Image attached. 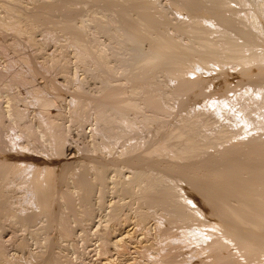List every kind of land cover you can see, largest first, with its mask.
Wrapping results in <instances>:
<instances>
[{"label":"bare ground","instance_id":"1","mask_svg":"<svg viewBox=\"0 0 264 264\" xmlns=\"http://www.w3.org/2000/svg\"><path fill=\"white\" fill-rule=\"evenodd\" d=\"M245 1L168 0L166 5L176 19L171 25L163 15L167 7L164 12H153L156 0H1L0 31L13 35L7 47L19 53L8 60L13 71L7 78L14 84L31 85L26 103L37 110L30 117L28 107L26 111L11 110L10 105L4 112L0 109V227L35 226L46 235L53 231V236H45L43 243L36 236L38 239H32L35 249L21 240V254L10 258L0 242V264H72L65 261L60 241L71 237L73 224L82 231L88 228L94 219L92 198L95 201L97 192L95 202L105 204L101 192L108 184L106 175L110 171L120 174V165L130 176L125 179L121 173L122 178L113 182V193L124 198L138 194L137 200L131 198L145 206L139 209L140 203L135 212L130 210L133 214L125 215L123 197V203L116 200V205L107 206L110 224L104 223L106 228L95 232L99 241L95 250L103 260L110 259L112 250L120 254L128 249L126 238L116 233L120 225L124 228L130 213L140 229L149 220L157 223L158 241L156 235L155 243L144 241L138 249L152 264H264V11L251 6L245 9ZM82 3L98 4L103 16L108 12L114 22L106 21L105 16L97 23L100 19L96 22L94 15L97 19L92 28L83 19L84 25H79L82 20L76 18L80 17L76 10ZM254 3L257 8L261 5ZM56 11H63L64 19L56 21ZM94 27L98 34L117 37L106 36L110 41L123 39L119 44L112 42L115 45L132 48L130 61L118 59L124 65L118 64L124 72L121 79L114 77L110 65L120 54L108 55L110 60L103 53L99 35H88ZM37 31L43 34L41 40L34 37ZM58 41L72 48L78 64L96 70V78L101 79L96 94L85 93L81 83L64 87L56 81V74L67 70L69 51H55L49 61L37 60L47 43ZM144 42L146 50L141 48ZM23 47L36 49L22 54ZM59 63L62 66L53 72ZM17 64L20 67L15 69ZM155 74L165 78L167 88L166 81L158 83ZM37 75L43 78L42 85H34ZM156 84L164 90L156 89ZM67 94L70 99L66 102ZM65 106L79 124L88 109L100 124L96 132L91 129L100 139L68 160L63 158L72 150L67 146L69 130L59 123ZM172 112H176L174 123L165 127L162 121ZM5 116L16 127L24 123L19 130L11 127L17 134L22 128L21 136L7 126L9 122L4 125ZM158 134L160 139L153 143ZM43 137L52 147L53 157L46 147L42 151L53 159H44L43 152L39 153ZM24 138L39 155L33 148V154L27 151L28 145L23 147ZM172 138H182V144L176 139L179 144L170 145ZM234 147L239 149L234 154L223 151Z\"/></svg>","mask_w":264,"mask_h":264},{"label":"rangeland","instance_id":"2","mask_svg":"<svg viewBox=\"0 0 264 264\" xmlns=\"http://www.w3.org/2000/svg\"><path fill=\"white\" fill-rule=\"evenodd\" d=\"M38 1H46V0H38ZM47 1H50V0H47ZM159 1V2H158ZM168 0H156V2L157 3H155L154 5H156V6H153L152 8L154 9V8H156V9H154L153 10V12H159L158 11V9H164L165 10V8L167 7L168 8V4L166 5V3H168L167 2ZM247 1H249V3H252V4H250V5H248V3H246ZM0 2H1V0H0ZM254 2H258V3H261V5H260V7H259V4H257L258 5V8H257V6H256V4L254 3ZM209 4H210V2H208ZM245 4V6H246V8H245V6H242L243 8H245V9H247V10H249V8L250 7H248V6H251V8L250 9H253V7L254 8H256V9H260V11L262 10V11H264V0H246L245 2H244ZM85 4H87V3H85ZM91 4H93V3H88V5H84L83 3L81 4V5H83V6H81L80 5V7H79V9L77 8V10H76V16H80V17H76L77 19H78V21H80V20H84V22H83V20L82 21H80L78 24L80 25L82 22L85 24H89L88 26H91V28L93 27V24L94 23H96L100 18L101 19H104L105 18V16H106V18H112V16H110V14L107 12V13H105V14H108V16L107 15H104L103 16V14L101 13L102 11L101 10H103V9H99V7L97 6L98 4H93V5H91ZM253 4H255V6H252ZM91 6H93V7H95V10H94V8H91ZM96 6H97V8H96ZM88 8V9H87ZM166 8V12H164L163 10V15L165 16V17H167L169 20H170V23H171V25L172 24H175V23H172L174 20H176V19H173V17L175 16L174 14H173V11L171 10V8L169 7L168 9ZM2 9V7L0 6V10ZM87 9V10H86ZM91 9H93V11H91L90 12V10ZM96 9H98L97 10V12H96ZM60 10V9H59ZM59 10H57V11H59ZM156 10V11H155ZM54 12L53 13V15H55V16H53L54 18H55V20L57 21V20H59L60 21V19H61V17H62V19H64V13L62 14V12L63 11H61L60 12V14H58L59 12ZM104 11V10H103ZM162 11H160V12H162ZM93 12H96L95 14H93ZM169 13V14H168ZM263 14H264V12H262ZM92 14V15H91ZM157 14V13H156ZM159 14V13H158ZM157 14V15H158ZM173 14V15H172ZM90 15V16H89ZM96 16L97 18H94L93 16ZM100 15V16H99ZM4 16V11H3V9L0 11V17H3ZM99 16V17H98ZM264 16V15H263ZM158 17V16H157ZM160 17V16H159ZM158 17V18H159ZM109 18L108 19H105L106 21H108V22H114V20H115V17L110 21L109 20ZM175 18V17H174ZM61 19V20H62ZM80 19V20H79ZM91 19H93V20H91ZM95 19H97L96 20V22H94L95 21ZM100 19V20H101ZM98 21L97 23H101L103 20H101V21ZM104 20V22H106ZM94 22V23H93ZM90 23H91V25H90ZM84 24H81V25H84ZM264 24V23H263ZM87 26V27H88ZM94 26H98V24L97 25H94ZM85 28H86V25H85ZM91 28H90V30H91ZM96 28L97 27H94V29H95V31L93 30V31H91V32H97L96 31ZM257 27H255V28H253V29H256ZM87 29V28H86ZM258 29H259V27L257 28V31H258ZM88 30H89V27H88ZM87 30V31H88ZM91 32L89 31L88 32V35H89V33H90V35L94 38V37H97L98 35V38H97V40L100 42H97L95 39V41H96V43H99L98 44V46H101L100 48H102L103 50V53L105 52L106 54H107V57L110 59V60H112L109 56H113V54H114V56H117L116 55V53L117 54H120L119 56H117V58H116V61H119V63H116V61H115V59L113 60V61H115V63H113V64H111L110 63V65H113V73H114V77L115 78H117V79H121L122 78V73H124V72H122V70L123 69H121V66L120 65H123L122 63L120 64V61H122L123 62V60L122 59H124L125 61H126V58L128 59V57H129V54L131 53V51H132V48L130 49L131 51H129V49H126V48H128L126 45H124L123 43V45H124V48L122 49V46H118V45H115L114 43H115V41H116V39L115 40H113L112 39V41H110L111 40V38H113L112 36L114 35H111L110 34V36H111V38L109 39L108 37H106V36H109L108 34L107 35H103L100 31V33L98 34V33H92V34H94V35H92L91 34ZM5 33H6V35H5ZM42 32L41 31H37V32H35V34H34V37L37 39V40H41L42 38H43V34H41ZM111 33H114L113 31L111 32ZM41 34V35H40ZM13 35L10 33V32H1L0 31V44H1V42H3L4 44H1V45H3L5 48H3V47H1L0 46V76H2L3 74L5 75V77H3L2 76V78L0 77V109L1 110H3V112L4 111H6V110H8L7 109V107H9V105H10V107H9V109H13L14 107L15 108H20V110H22L23 108V110L24 111H26L25 109L27 108L28 110L26 111L27 113H29L28 115L30 116V117H32L33 116V114H34V112L37 110V107L35 106V105H33V104H29V103H26V102H28L27 100H28V95H29V89H30V87H31V85H22V84H18V83H11L9 80H8V78H10V72L12 73V71H13V69H11L10 67H9V61L8 60H11V59H14V58H17V56H18V52L17 51H15V50H13V49H10L9 47H7L8 46V44L12 41V39H13V37H12ZM109 36V37H110ZM181 36H183V35H181ZM92 37H90L89 36V38H91L92 39ZM114 37H116L115 35H114ZM178 37H180V36H178ZM24 36L23 37H20V39H21V42L22 41H24ZM117 38V37H116ZM120 38V37H119ZM182 40H185L186 38H184V36H183V38L182 37H180ZM180 38H179V40H180ZM121 39V38H120ZM11 40V41H10ZM93 39H92V41H94ZM108 40V41H107ZM118 41H116L118 44H119V42L121 43V41L123 40V39H121V41L119 40V39H117ZM177 40H178V38H177ZM8 41V42H7ZM105 41V42H104ZM186 41V40H185ZM7 42V43H6ZM107 42V43H106ZM112 42H114V43H112ZM123 42V41H122ZM116 43V44H117ZM147 42H144L143 44H141V48H144V50H146V47L148 46V44H146ZM61 46V47H60ZM46 47V48H45ZM45 47L43 48V50L42 51H40V53L38 52V58H37V60L38 61H49L50 60V58H51V55H52V53H55V51H58V52H60V51H65V52H67V51H69V52H67L66 53V55H67V59H66V64H67V67H66V64L64 65L65 66V68H67V70H66V72L65 73H57V70H58V67L60 68V66H62V64L61 63H59L57 66H55L54 65V68H53V72H55V73H57L56 74V78H57V82L58 83H60L62 86H64V87H72L74 84H76V83H81L82 85H83V91L85 92V93H93V91H94V93H95V91L97 92L99 89V87L101 86V84H100V80L101 79H99V78H96V70H90V65L89 64H86V66H83V65H80V64H78V61H77V59H76V57L73 55L74 53H73V51H72V48L71 47H68V45H67V43L65 42V41H58V42H49V43H47L46 45H45ZM113 47V48H112ZM118 47H119V49H118ZM131 47V46H130ZM27 47H23V49H21V51H20V53H24V54H27V53H31L32 51H35V47H28V49H26ZM29 48H30V50H29ZM59 48V49H58ZM107 48V49H106ZM121 48V49H120ZM148 48V47H147ZM27 50V51H26ZM14 51V52H13ZM25 51V52H24ZM71 51V52H70ZM117 51V52H116ZM124 51H126V52H124ZM116 52V53H115ZM133 52V51H132ZM8 53V54H7ZM104 53V54H105ZM7 54V55H6ZM11 54V55H10ZM105 54V55H106ZM50 55V56H49ZM109 55V56H108ZM6 58H5V57ZM113 56V57H114ZM130 56L132 57V55L130 54ZM122 58V59H120V60H118L119 58ZM126 57V58H125ZM72 59V60H71ZM130 59V58H129ZM128 59V60H129ZM127 60V61H128ZM113 61H111V62H113ZM126 61V62H127ZM130 61V60H129ZM6 62V63H5ZM125 62V63H126ZM5 63V64H4ZM124 63V64H125ZM118 64H120V65H118ZM60 65V66H59ZM88 65V66H87ZM17 66L18 67H15V69H18L19 67H20V64H17ZM119 66V67H118ZM124 66V65H123ZM57 67V68H56ZM111 68H112V66H111ZM116 68V69H115ZM114 69L116 70V72L114 71ZM3 70V71H2ZM71 70V71H70ZM84 71V72H83ZM1 72H3V73H1ZM8 72H9V74H8ZM112 73V74H113ZM117 74V75H116ZM7 75H9V76H7ZM63 75V76H62ZM70 75V76H69ZM161 74H155V76H157L155 79L157 80V82L158 81H160V82H162V81H164V83H165V78H162V75L160 76ZM59 76V77H58ZM88 76V77H87ZM8 77V78H7ZM5 79V80H4ZM67 79V80H66ZM74 79H76V80H74ZM92 79H94V80H92ZM162 79H164V80H162ZM62 80V81H61ZM162 80V81H161ZM9 82V83H8ZM43 82H44V80H43V78L40 76V75H37L36 77H35V79H34V85H42L43 84ZM67 82H68V84H67ZM120 82V81H119ZM11 83V84H10ZM73 83V84H72ZM156 83V82H155ZM159 83V82H158ZM157 83V84H158ZM166 83H167V81H166ZM113 84V83H112ZM114 84H119L118 83V81L116 82L115 81V83ZM156 84V85H157ZM161 84V83H160ZM162 84H163V82H162ZM4 85V86H3ZM120 85V84H119ZM165 86L167 85L168 86V83L167 84H164ZM8 86V87H7ZM158 86V88H156V89H163L164 90V86L163 85H161L160 87H159V85H157ZM167 86H166V88H167ZM161 87H163V88H161ZM5 88V89H4ZM7 88V89H6ZM165 88V89H166ZM169 88V87H168ZM71 90H73V88L71 89ZM74 90H75V88H74ZM8 91V92H7ZM93 93V94H94ZM96 94V93H95ZM13 98H15L16 99V101H14L13 102ZM68 99H70V96H69V94H67L66 95V102H67V100ZM26 100V101H25ZM14 104V105H13ZM23 105H25V106H23ZM28 105V106H27ZM64 109V110H63ZM31 110V111H30ZM49 110V109H48ZM47 110V111H48ZM51 110V109H50ZM49 110V111H50ZM89 110V109H88ZM86 111L85 112V114H84V116L82 117V120H81V124H79V122H77L75 119L73 120L72 119V117L70 116V113H68L69 112V107L68 106H65V107H63L62 108V113L64 112V114H63V116H62V118H60L59 119V123L60 124H62V126L66 129H64L66 132H68V130H69V132H68V138L67 139H69L68 140V142H67V146H69L72 150H71V153H68L63 159L64 160H68V159H73L74 157H76V155H77V152H78V150L80 149V148H88V147H90L89 145H92L93 146V144L92 143H94L95 144V140H96V142L100 139V137H99V135H95L94 134V132H92L91 131V129H94L95 130V128L97 129L99 126H100V124H98V120H96V118L94 119V116H93V110H89V111ZM48 111V112H49ZM141 112H142V110H140ZM139 111V112H140ZM145 110H143V113H145L144 112ZM50 113H51V111H50ZM146 113H148V112H146ZM175 114H176V112H172V114H170V116L168 117V116H166V117H164V118H162V120H165V121H162V122H164V124H165V127H168L169 125V123H171V121H172V123L171 124H173L174 123V116H175ZM90 116V117H89ZM8 117V116H7ZM6 116L4 117V121H3V123H4V125L7 123V122H9V124H10V120H11V118H7ZM91 117H92V119H91ZM172 117H174V118H172ZM84 119V120H83ZM173 119V120H172ZM13 121H15V120H13ZM13 121H11V123L13 122ZM98 121V122H97ZM209 121H211V123L214 125V123L212 122V120H209ZM17 122V121H16ZM21 122H22V120H21ZM23 122H25V120H23ZM71 122H72V124H71ZM96 122V123H95ZM168 122V123H167ZM15 122H13V125L12 124H10V125H7V126H9V128L10 129H12V131L13 132H15L16 130H19V129H17V128H19V127H22L21 125H23L24 123H21V124H19L18 122H17V124H19V125H17V127H16V125L14 124ZM76 124H78V125H76ZM211 124V125H212ZM215 125H217V126H215L216 128H219V124H217V123H215ZM6 126V125H5ZM14 127V128H11V127ZM19 126V127H18ZM66 126V127H65ZM71 127V128H70ZM83 127V128H82ZM173 126H170L169 127V129L170 128H172ZM78 128V129H77ZM221 128V127H220ZM220 128H219V130L218 131H220ZM226 128V127H225ZM225 128H223V126H222V129H225ZM15 131H14V130ZM21 130H20V132L18 133L19 135L22 133V128H20ZM87 129V130H86ZM90 130V131H89ZM93 130V131H94ZM98 130V129H97ZM37 131V130H36ZM35 131V133L36 134H38V131L36 132ZM18 132V131H17ZM17 132H15V135L17 134ZM93 133V135H92V133ZM95 132H96V130H95ZM17 134V135H18ZM217 134V133H216ZM220 134V133H219ZM218 134V135H219ZM23 135V134H22ZM67 135V134H66ZM218 135H216V138L217 137H219ZM221 135V134H220ZM21 136V135H20ZM20 136H17V137H20ZM161 135H157L156 137H155V139H154V141H153V143H155L156 141H158L160 138ZM41 138V137H40ZM39 138V139H40ZM215 138V139H216ZM43 139H44V141H43ZM43 139H40L41 140V143L43 144V146L41 145V147L43 148V149H41V150H39V153H40V151L41 152H43L42 150H44L45 148L44 147H46V149L48 150V152H49V154H51L52 153V151H51V153H50V148H51V150H52V147H49L50 146V144H47L48 143V141L46 140V138L45 137H43ZM176 139H180V138H176ZM176 139H174L173 140V138H172V141H171V139H169L171 142H169V143H171L170 145H173V144H176L178 141H176ZM24 140H25V142H24ZM46 140V141H45ZM181 140L183 141V139L181 138L180 139V143H181ZM214 140V139H213ZM24 143H26L25 145H23V147L25 148V146H27L28 145V143L26 142V138H24V139H21V144H24ZM28 141V140H27ZM174 141V142H173ZM216 141V140H215ZM152 142V141H151ZM176 142V143H175ZM40 143V142H39ZM168 143V141H167V144H169ZM179 143H177V145H178ZM182 144V143H181ZM49 145V146H48ZM84 145V146H83ZM176 145V146H177ZM32 144L30 145V147H29V145H28V149H27V151L28 150H31V152H32V154H33V150H34V154H36L35 152H37V154H38V150H37V148H35L34 146H32ZM41 147H39V148H41ZM246 147V145L244 146V148ZM30 148V149H29ZM32 148H33V150H32ZM36 150H35V149ZM38 148V149H39ZM77 150H76V149ZM44 150V152L45 151H47V150ZM236 149V150H235ZM74 150V151H73ZM225 150H227V151H225ZM232 150V151H231ZM237 150H239V149H237L236 147H234V148H228V149H224L223 151H225L226 153L228 152L229 154H234V153H236V152H238ZM31 152H29V153H31ZM44 152L41 154V156H43L44 157V159L46 158V159H50V158H52L53 157V153L51 154L52 155V157H48L47 158V155H46V153L48 154V152H46L45 154H44ZM74 152V153H73ZM73 154V155H72ZM39 155V154H38ZM72 155V156H71ZM93 155H97V153L95 154V153H93ZM66 158V159H65ZM53 159V158H52ZM192 161V160H191ZM119 166V165H118ZM120 167L121 168H119L120 169V171H121V173L123 174V177H125V179H128L129 177L128 176H130V175H128L129 173L126 171V169H123V168H125V167H123L122 168V165H120ZM126 172H125V171ZM117 174V173H115V172H112V171H110V172H108L107 174L108 175H106V177H107V181H106V186H104L103 188H105L104 189V191L102 190V194H103V192H104V195L103 196H101L102 197V199L101 200H103V198H104V202H105V204L103 203H101L102 204V207H99L97 204H99V205H101L100 204V202L99 203H97V202H95V201H97L98 199L96 198V195H98L97 194V192L95 193L96 195L94 196L95 197V201H94V198H92V200H91V202L93 203V206H91V208H93L94 209V212L92 213V211H93V209H92V211H91V213H92V218H94L91 222H90V225L88 226V228L85 230V231H82V230H80V228H78L75 224H73V227H74V230H73V234L71 235V237H69V238H72L71 240H69V238L67 237V239L65 238V240H61L60 241V243L62 242V244L60 245V247H62V250H61V253H62V255H63V257L65 256V258H66V260L65 261H69V262H71L72 264H91V262H92V264L94 263V262H98V264H111V262H112V264H131V262H133L134 263V261L135 260H140L141 262H142V264H152L151 262H150V260H148L147 259V257H144L143 256V254L140 252V250H138L139 248H141V245L143 246V245H145L146 243L147 244H150V243H152V242H154V237L157 235V233H159L158 232V226H156V224L157 223H155L156 221L155 220H149V222L146 224V226H145V228L147 229H145V228H143V229H140L139 227H138V225L136 226V221H135V219L133 218L132 219V212L130 211V210H133V209H135V211H136V207H138L139 205L138 204H140V203H138V204H135V203H137L138 201H136V202H134L135 200H137L136 199V197L138 196V192L137 191H139L138 189H136V194H137V196H125V198H124V196H120V195H118L117 196V193L115 192V193H113V182L115 181V183L117 182L116 180H120L121 178H122V174ZM126 173H128V174H126ZM121 175V176H120ZM127 175V176H126ZM128 177V178H127ZM109 181V182H108ZM114 183V184H115ZM110 184H111V187H110ZM115 187V186H114ZM134 192H135V190H134ZM133 192V193H134ZM100 193V192H99ZM100 193V194H101ZM99 194V195H100ZM101 194V195H102ZM109 194V195H108ZM112 195V196H111ZM135 195V194H134ZM119 196H120V199L118 200V198H119ZM124 199H123V198ZM131 197H133V198H135V200L133 201V198H131ZM121 198L123 199V201H124V203H123V201H121ZM130 199V200H129ZM106 200V201H105ZM117 200V201H116ZM114 201H116V203H119V201H121L124 205H125V207L124 206H122V208L123 209H121V211L123 212H121L122 214H124L125 215V213H127V212H131L132 214H130V213H128V214H126V216L127 215H129V219L123 224V226H124V228L123 227H121L122 225H120L119 226V232L117 231V233L116 234H119V233H122L121 235L122 236H124V238H126V244H127V248L128 249H125V251H122V252H120V254L118 253V252H116V250L114 251V250H112L111 251V254H110V259L109 260H103V257L101 258L100 256H99V254H98V252H97V250H95V249H98V244H99V241L97 240V236H98V233H100V232H102V230L104 229V228H106V225L109 223V221H108V223H107V220H108V218L106 217V216H108V214H109V212H107L106 210H110L111 211V209H107V206L109 207V208H111V207H113V206H110V205H112L113 203H114ZM92 203H90L91 205H92ZM116 203H114L115 205H116ZM121 203V204H122ZM94 204H95V206H94ZM142 204V203H141ZM129 205V206H128ZM136 205V206H135ZM104 206V207H103ZM128 206V207H127ZM142 206H145V205H141V206H139L138 208L140 209ZM98 208V209H97ZM124 208H126V209H124ZM145 208V207H144ZM143 208V209H144ZM142 209V208H141ZM125 210V211H124ZM138 210V209H137ZM134 211V210H133ZM134 211V212H135ZM125 212V213H124ZM123 215V216H124ZM107 219V220H106ZM95 220V221H94ZM131 221H132V223H131ZM135 221V222H134ZM153 221V222H152ZM104 223H107L106 225H104ZM127 223H128V225H127ZM92 224V225H91ZM110 224V223H109ZM15 224H13V226H11V227H8V228H6V230H4V229H2L1 227H0V236L2 237H0V242L3 244V248L5 249V251L7 252H5L6 253V255L9 257V256H11L12 255V257H14V256H16V255H19V254H21V251H20V248H19V246H18V242H20L21 240H24V241H26V242H28V245H30L29 247H32L33 249H35V245H34V241L32 240V239H36L37 237L42 241L43 240V238L45 237V236H53V231H50V232H47V235H46V233H45V231H43L42 232V230L40 229V227H38V229H37V227H35V226H33L32 228H31V226H27V227H20L19 228V226L17 225V226H15ZM38 226H41V225H38ZM91 226V227H90ZM105 226V227H104ZM17 227V228H16ZM104 227V228H103ZM148 227V228H147ZM34 228V229H33ZM100 230L101 229V231H99L98 229ZM120 228H122V230L120 229ZM151 228V229H150ZM27 229V230H26ZM35 229H36V231H35ZM96 229H97V231H98V233H95L96 232ZM149 229V230H148ZM157 229V230H156ZM3 230V231H2ZM24 230V231H23ZM132 230V231H131ZM10 231H11V234H10ZM31 231H33L32 233H31ZM140 231V232H139ZM145 231H147L146 232V234L144 233ZM23 232V233H22ZM80 232V233H79ZM155 232V233H154ZM51 233V234H50ZM130 233H131V235H130ZM133 233V234H132ZM140 233V234H139ZM7 234H9V235H7ZM15 234H17V235H15ZM39 234V235H38ZM129 234V235H128ZM143 234H145V235H143ZM150 234V235H149ZM75 235V236H74ZM78 235V236H77ZM97 235V236H96ZM120 235V236H121ZM9 236V237H8ZM37 236V237H36ZM119 236V237H120ZM128 236V237H127ZM74 237V238H73ZM7 238V239H6ZM37 238V239H38ZM156 238V240H157V238H158V235L155 237ZM4 239V240H3ZM80 239V240H79ZM88 239V240H87ZM131 239H133V241L131 240ZM147 239H149V240H147ZM6 240V241H5ZM131 240V241H130ZM44 241V240H43ZM43 241H42V243H43ZM88 241V242H87ZM90 241V242H89ZM93 241V242H92ZM127 241H130L129 243L127 242ZM144 241H146V243L144 242ZM148 241V242H147ZM158 241V240H157ZM45 242V241H44ZM64 242V243H63ZM86 242V243H85ZM140 242V243H139ZM17 243V244H16ZM136 243V244H135ZM142 243V244H141ZM155 243V242H154ZM76 247V248H75ZM129 247H130V249H129ZM12 248V249H11ZM66 249V250H65ZM89 249V250H88ZM8 250H10V251H8ZM126 250H128V251H126ZM136 250V251H135ZM15 251V252H14ZM114 251V252H113ZM78 252V253H77ZM86 252V253H85ZM126 252V253H125ZM64 253V254H63ZM66 253V254H65ZM141 255H140V254ZM9 254V255H8ZM113 254V255H112ZM117 254V255H116ZM126 254H128V255H126ZM135 255V256H134ZM140 255V256H139ZM6 256V257H7ZM119 256V257H118ZM11 257V258H12ZM139 257V258H138ZM10 258V257H9ZM64 258V259H65ZM118 258V259H117ZM149 259H150V257H148ZM113 259V260H112ZM71 260V261H70ZM84 260V261H83ZM128 260V261H127ZM145 260V261H144ZM73 261V262H72ZM101 261V262H100ZM124 261H126V262H124ZM84 262V263H83ZM120 262V263H119Z\"/></svg>","mask_w":264,"mask_h":264}]
</instances>
